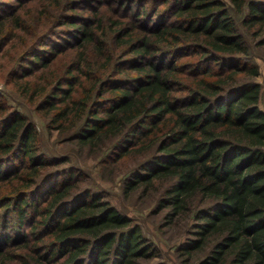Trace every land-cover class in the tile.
<instances>
[{"label":"trees","instance_id":"1","mask_svg":"<svg viewBox=\"0 0 264 264\" xmlns=\"http://www.w3.org/2000/svg\"><path fill=\"white\" fill-rule=\"evenodd\" d=\"M29 1L0 0V53ZM32 4L37 17L61 0ZM63 4L12 52L5 82L102 171L137 159L123 190L156 194L185 264H264V87L244 33L264 45V0ZM88 176L0 90V264H162Z\"/></svg>","mask_w":264,"mask_h":264},{"label":"rangeland","instance_id":"2","mask_svg":"<svg viewBox=\"0 0 264 264\" xmlns=\"http://www.w3.org/2000/svg\"><path fill=\"white\" fill-rule=\"evenodd\" d=\"M227 1V0H226ZM34 0L27 2L26 4L17 7L16 11L24 21V26L16 31V39L13 41L14 47L7 49L5 52L0 53V90L6 92L7 100L10 104L18 105L24 112H26L35 122L38 129L40 141L48 152L51 153H67L73 160L81 165L89 178L95 181L99 186L106 190V193L110 200L122 211L127 213L133 222H137L142 227L144 234H146L155 244L157 254L150 259L151 263L162 264H185V260L182 259V255L178 249L179 239L182 231L179 228H175V225H164L161 212L155 213V199L156 194L148 191L144 193L140 187L136 188L132 192L125 193L123 190L122 176L124 173L137 162L133 156L128 157L118 163V167L111 170L102 171L101 165L98 162L96 156L84 149L82 151H75L71 143H61V135L55 130H50L46 120L37 112L32 109L31 105L20 99L18 93L12 87L11 84H7L5 69L8 67L10 61V55L18 47H22L23 41L30 42L42 33L47 27H50L54 23L55 15L58 11H69L71 9L65 8L64 0H61V5L51 7L49 11L39 14L35 17L37 8L32 4ZM80 13H89V9L77 10ZM240 23V21H239ZM241 24V23H240ZM49 25V26H48ZM244 29V26H242ZM245 36L250 42L252 50V59L256 61L260 69V74L256 79L264 87V45H256L255 38L248 32ZM11 45V44H10ZM54 64L60 63V58L54 60ZM61 64V63H60ZM59 64V65H60ZM264 107V102L262 103ZM186 264H194L192 261L186 262Z\"/></svg>","mask_w":264,"mask_h":264}]
</instances>
